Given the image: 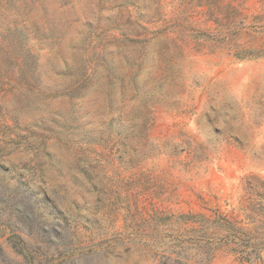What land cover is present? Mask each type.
I'll list each match as a JSON object with an SVG mask.
<instances>
[{
  "label": "rangeland",
  "instance_id": "obj_1",
  "mask_svg": "<svg viewBox=\"0 0 264 264\" xmlns=\"http://www.w3.org/2000/svg\"><path fill=\"white\" fill-rule=\"evenodd\" d=\"M0 166V264H264V0H0Z\"/></svg>",
  "mask_w": 264,
  "mask_h": 264
},
{
  "label": "trees",
  "instance_id": "obj_2",
  "mask_svg": "<svg viewBox=\"0 0 264 264\" xmlns=\"http://www.w3.org/2000/svg\"><path fill=\"white\" fill-rule=\"evenodd\" d=\"M1 168L2 167L0 166V169ZM16 217H18V219H20V220H23L24 222H27L29 220V218H28L29 216H28V213L26 211L25 204L23 206H21V207H19V206L17 207ZM28 254H29V252L26 253L25 258L28 259V260H32L33 258H31V257L29 258L28 257L29 256ZM57 258L58 259L63 258V255L62 254H58V257ZM47 262L49 263L50 261L47 260Z\"/></svg>",
  "mask_w": 264,
  "mask_h": 264
}]
</instances>
